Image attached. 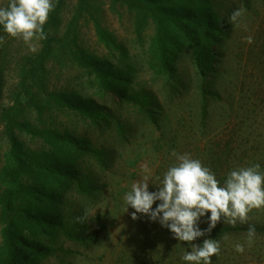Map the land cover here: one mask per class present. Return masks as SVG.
<instances>
[{"label": "rangeland", "instance_id": "1", "mask_svg": "<svg viewBox=\"0 0 264 264\" xmlns=\"http://www.w3.org/2000/svg\"><path fill=\"white\" fill-rule=\"evenodd\" d=\"M213 1L218 12L227 15L230 33L218 48V64L207 86L212 95L203 110L202 81L190 50L177 58L173 76L160 77L150 70L148 49L155 27L148 20L140 32L136 30L140 3L63 0L59 30L47 32L56 42L51 43L53 55L46 63L44 93H64L69 99L83 101L93 97L97 107L108 111V122L95 126L86 117L55 108L45 114L44 120L52 127L72 133L78 130V135L89 139L106 162L99 164L90 156L83 158L78 169L94 192L84 194L75 187L64 199L65 215L72 216L71 221L66 218L65 222L81 228L94 240L84 246L66 239L62 232L55 237H41L46 246L58 247V252L41 264H129L133 263L129 258L134 252L136 263L166 264L163 260L152 261L150 257L162 255L177 259L181 255L176 253L177 244L184 248V253L191 251L188 242L175 239L159 221L154 222L144 214L133 220L131 214L135 210L131 207L128 212L125 210L124 196L145 175L149 176V191L158 190L164 174L176 163L173 151L187 153L205 167L210 157L226 155L229 173L259 164L264 174V0ZM9 4L10 0H0V8H7ZM236 9L244 10L239 27L229 20ZM96 22L112 35L114 47L108 48L100 40ZM68 29L75 33L81 48L97 60H111L126 75L130 99L101 97L93 75L74 61L73 52L63 40ZM0 36L4 38L0 43L1 111L14 104L15 95L24 94V84L28 85L29 80L22 68L41 52L43 44L34 39L32 43L37 51L32 52L22 38L11 37L3 26H0ZM247 36L253 37V43L246 42ZM3 129L0 121L1 160L6 148ZM21 138L31 147L40 146L31 134L24 132ZM145 165L149 173L144 172ZM2 190L0 185V194ZM210 215L209 212L201 217V230L208 229ZM221 221L224 222L223 217ZM237 224L241 223L237 221ZM241 225L264 227V207L250 211L247 223ZM245 231L218 239L220 254L211 258L212 264H264V230L259 233L256 230L250 246L248 230ZM152 236L156 248L147 246ZM202 240L199 237L192 243L198 245ZM236 244L244 246L242 254L235 251ZM167 247L170 248L166 250Z\"/></svg>", "mask_w": 264, "mask_h": 264}, {"label": "trees", "instance_id": "2", "mask_svg": "<svg viewBox=\"0 0 264 264\" xmlns=\"http://www.w3.org/2000/svg\"><path fill=\"white\" fill-rule=\"evenodd\" d=\"M140 3V15H137L136 30L151 20L155 27L148 49L147 64L150 70L160 77H171L176 71L177 58L185 50H190L196 69L202 81L203 110L206 101L212 95L208 91V83L219 59L218 48L229 36L230 27L227 15L220 14L213 0H133ZM54 9L50 12L44 25L46 39L41 40L43 48L39 54L23 66L22 73L29 80L24 84V94L13 97L12 106L0 111L6 148L0 163V264H41V262L58 252V247L46 246L41 237H55L62 232L66 239L90 245L94 240L76 225L70 226L65 219L64 199L72 188L84 194H93L94 188L81 177L78 163L85 157L97 159L105 164V156L94 147L86 137L52 127L44 120L51 109H66L74 115L86 117L95 126L107 124L108 111L99 108L93 97L69 99L64 93H44L46 63L53 55L50 30H59L62 23L63 0H54ZM97 35L108 47H114L112 35L102 28L98 22ZM66 45L73 52L72 58L81 67L88 69L93 75V83L102 98L116 97L120 100L130 99L128 95L126 75L109 59L97 60L90 52L81 48L75 33L68 29L64 35ZM121 49V48H119ZM215 95V93H213ZM31 134L40 146L31 147L22 134ZM229 156L210 157L208 168L215 175L220 186L225 184L229 175ZM140 218L141 214H137ZM69 223V224H68ZM248 228L241 224L235 227L220 221L204 239H220L227 236L241 235ZM257 233L264 227L257 228ZM145 231V230H144ZM147 246L155 247L154 237ZM145 244V243H144ZM177 259L154 255L150 260L166 261V264H188L182 259L184 248L177 244ZM61 246V245H60ZM63 251L64 249L60 247ZM170 247H167L168 250ZM135 255V252H134ZM130 257L133 263L136 258ZM155 258V259H154ZM175 260H179L175 263ZM146 264V262H145ZM190 264V262H189Z\"/></svg>", "mask_w": 264, "mask_h": 264}, {"label": "clouds", "instance_id": "3", "mask_svg": "<svg viewBox=\"0 0 264 264\" xmlns=\"http://www.w3.org/2000/svg\"><path fill=\"white\" fill-rule=\"evenodd\" d=\"M54 9L51 0H10L7 8H0V26L14 38H22L32 52L37 51L32 43L35 40L46 39L44 25L50 12ZM244 14L243 9H236L230 16V22L239 27V19ZM248 44L253 43V37L244 38ZM4 38L0 36V43ZM172 156L176 163L164 174L161 185L155 192L149 191V176L132 184L131 191L124 196L128 212L129 207L135 211L131 214L137 220L138 213L150 217L152 221L168 228L173 237L179 241L188 242L191 251L186 252L182 259L190 264H212V257L220 254V243L216 239H204L202 245L192 243L199 237L210 233L221 218L235 227L237 221L247 223L248 213L253 209L264 207V174L260 165L240 168L229 173L225 184L220 186L211 170L202 165L198 159L189 154ZM144 172L149 173L147 165ZM160 203L153 209V205ZM209 217V227L201 230V217ZM83 220V218H78ZM256 229L254 225L248 228V244H252ZM235 251L243 253L241 244L235 245Z\"/></svg>", "mask_w": 264, "mask_h": 264}]
</instances>
